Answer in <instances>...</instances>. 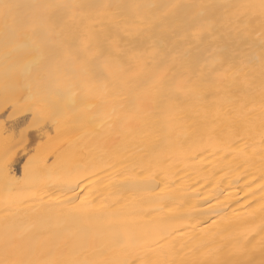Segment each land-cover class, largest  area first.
Instances as JSON below:
<instances>
[{"label": "bare ground", "instance_id": "bare-ground-1", "mask_svg": "<svg viewBox=\"0 0 264 264\" xmlns=\"http://www.w3.org/2000/svg\"><path fill=\"white\" fill-rule=\"evenodd\" d=\"M0 264H264V0H0Z\"/></svg>", "mask_w": 264, "mask_h": 264}]
</instances>
